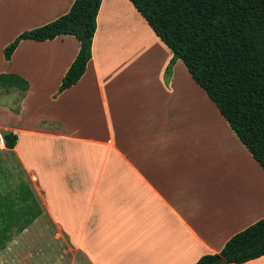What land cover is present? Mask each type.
<instances>
[{
  "label": "crops",
  "instance_id": "crops-1",
  "mask_svg": "<svg viewBox=\"0 0 264 264\" xmlns=\"http://www.w3.org/2000/svg\"><path fill=\"white\" fill-rule=\"evenodd\" d=\"M73 1L0 0V60ZM77 50L21 40L1 61L27 89L0 104V134L16 136L0 154L20 175L0 188V264H194L264 218V170L180 60L165 78L171 52L128 0H101L85 70L56 94ZM199 90L213 115L188 117Z\"/></svg>",
  "mask_w": 264,
  "mask_h": 264
},
{
  "label": "trees",
  "instance_id": "trees-1",
  "mask_svg": "<svg viewBox=\"0 0 264 264\" xmlns=\"http://www.w3.org/2000/svg\"><path fill=\"white\" fill-rule=\"evenodd\" d=\"M128 1L171 52L165 78L173 63L180 60L191 80L264 170V0ZM100 2L74 0L65 14L22 31L2 49L3 60H9L21 40L72 36L78 50L56 94L69 88L90 59ZM26 89L27 82L20 77L0 73V93L15 90L19 102ZM0 136L4 148L11 150L16 136L11 132H1ZM263 255L264 218L232 235L217 253L202 255L194 264H243Z\"/></svg>",
  "mask_w": 264,
  "mask_h": 264
},
{
  "label": "rangeland",
  "instance_id": "rangeland-1",
  "mask_svg": "<svg viewBox=\"0 0 264 264\" xmlns=\"http://www.w3.org/2000/svg\"><path fill=\"white\" fill-rule=\"evenodd\" d=\"M7 9L9 11L7 13L11 14L13 8L7 7ZM1 58H3L2 53H1ZM1 61H3V60H0V66H1ZM189 83H190V85L194 86L191 79H190ZM199 91H200V92H198V93H200L199 95H197V96L192 95V96L188 97V101L190 102L189 108L187 109L188 117H198V116H201L203 114V112L205 113V109H203L204 108L203 107L204 102L206 103L207 106L211 105V102L205 97L203 92L201 90H199ZM18 94L19 93L16 91L11 92V94L0 93V104L5 105V106H9L13 109H16L17 103H18ZM210 109L208 108V110L206 111V113H205L206 116L213 115V114H211V111L213 113V109H215V108L211 109V111H210ZM215 113H216V115H218L217 112H215ZM21 177H22V175H21ZM18 178H20V175L18 173V170L15 169V164H14V161L12 160L11 156L5 155V154H0V188L3 184L9 186V184L11 183V186L8 188H4L2 192L6 191V190L11 191L10 193H8L6 195H11V194L15 193L17 190L16 181ZM22 191L25 192L24 189Z\"/></svg>",
  "mask_w": 264,
  "mask_h": 264
},
{
  "label": "water",
  "instance_id": "water-1",
  "mask_svg": "<svg viewBox=\"0 0 264 264\" xmlns=\"http://www.w3.org/2000/svg\"><path fill=\"white\" fill-rule=\"evenodd\" d=\"M218 262H221V260H219Z\"/></svg>",
  "mask_w": 264,
  "mask_h": 264
}]
</instances>
